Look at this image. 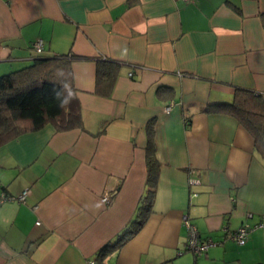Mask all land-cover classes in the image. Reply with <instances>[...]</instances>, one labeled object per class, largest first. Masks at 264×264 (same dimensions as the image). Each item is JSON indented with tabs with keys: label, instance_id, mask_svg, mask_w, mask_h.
Listing matches in <instances>:
<instances>
[{
	"label": "crops",
	"instance_id": "1",
	"mask_svg": "<svg viewBox=\"0 0 264 264\" xmlns=\"http://www.w3.org/2000/svg\"><path fill=\"white\" fill-rule=\"evenodd\" d=\"M37 40L71 59L82 127L0 147V193L28 190L0 204V264H264V154L233 116L204 112L237 89L264 102V0H0V76L31 65ZM105 60L119 69L100 96ZM150 121V212L100 260L147 195ZM184 217L214 242L205 253L186 250ZM242 225L253 230L238 245Z\"/></svg>",
	"mask_w": 264,
	"mask_h": 264
},
{
	"label": "trees",
	"instance_id": "2",
	"mask_svg": "<svg viewBox=\"0 0 264 264\" xmlns=\"http://www.w3.org/2000/svg\"><path fill=\"white\" fill-rule=\"evenodd\" d=\"M70 60L65 55L45 57L37 54L31 65L0 76V147L20 135L35 132L46 125H51L58 132L82 127ZM118 69L119 65L115 61L96 63L97 94L107 96L111 92ZM164 93L169 94L165 100L173 97L172 91L168 89L162 90L159 96ZM211 111L233 116L250 133L256 150L264 154V102L258 94L237 89L232 102L207 105L204 108V112ZM146 133L147 195L142 198L136 218L129 229L115 245H107L99 252L97 258L100 260L112 252L114 247H120L131 235L137 233L150 212L158 168L153 121L146 126Z\"/></svg>",
	"mask_w": 264,
	"mask_h": 264
},
{
	"label": "built area",
	"instance_id": "3",
	"mask_svg": "<svg viewBox=\"0 0 264 264\" xmlns=\"http://www.w3.org/2000/svg\"><path fill=\"white\" fill-rule=\"evenodd\" d=\"M182 2H190L193 0H179ZM33 49L36 54H40L42 52V42L40 40H37L36 42L33 43ZM171 109V106H168L164 109L166 113H168ZM190 185H195L198 184L197 180H189ZM28 194V190H23L17 197L9 198L5 196L3 193H0V204L4 201L9 199H16L17 201L24 203L26 196ZM106 202H108V198H104ZM183 223L186 225L188 229V236L186 239V250L190 251L194 254H202L205 253L210 247L214 245V242L211 240H202L200 239L198 232L196 228L189 222V220L184 217L183 218ZM253 230V227L249 225H242L239 228H237L233 234H232V239L238 244V245H243L245 244L249 232ZM87 264H94V261L88 260Z\"/></svg>",
	"mask_w": 264,
	"mask_h": 264
}]
</instances>
